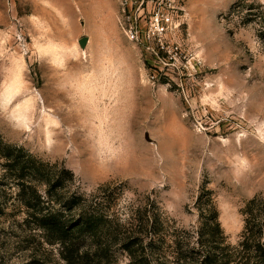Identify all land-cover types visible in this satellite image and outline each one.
<instances>
[{"label":"rangeland","instance_id":"obj_1","mask_svg":"<svg viewBox=\"0 0 264 264\" xmlns=\"http://www.w3.org/2000/svg\"><path fill=\"white\" fill-rule=\"evenodd\" d=\"M122 106L126 119L108 131L105 115ZM10 150L48 168L51 205L96 193L120 228L143 233L133 254L101 245V264H144V245L157 246L154 264H177L210 191L236 244L242 208L264 194V0H0V152ZM6 162L0 155V264H68L64 255L98 247L50 244L24 223Z\"/></svg>","mask_w":264,"mask_h":264},{"label":"trees","instance_id":"obj_2","mask_svg":"<svg viewBox=\"0 0 264 264\" xmlns=\"http://www.w3.org/2000/svg\"><path fill=\"white\" fill-rule=\"evenodd\" d=\"M11 152H0V155L7 159L5 172L15 171L19 177L17 186L20 202L27 210L24 223L32 229L45 232L46 241L50 244L58 243L64 247L75 244L98 245L82 252L81 249L77 250V260L73 251L70 256L64 255L68 264H101L104 257H109L108 248L101 246L107 242H120L124 250L131 254L130 245L143 243V233L135 238L125 225L121 224L123 228H120L115 218L101 211L95 200L96 193L90 196L71 193L59 199L62 207L57 208L55 201L51 205L52 200L48 196L53 198L50 192L54 185H51L53 180L48 176V168L43 163L36 165L31 155H27V161H21L18 156L12 158ZM27 163H31L28 165L31 173L41 176V185L46 186L43 191L41 185L35 183L26 172ZM67 174L71 178L74 176L71 170H67ZM202 195L197 200L200 226L194 240L176 245L177 264H264V194L255 195L242 208L244 226L236 244L229 241L222 227L220 212L211 191L207 199H203ZM71 212H75V215L71 216ZM139 223L142 225L143 221ZM147 236L148 232H144V243ZM151 241L152 238V244ZM156 250V245H144V264H154L151 255Z\"/></svg>","mask_w":264,"mask_h":264},{"label":"bare ground","instance_id":"obj_3","mask_svg":"<svg viewBox=\"0 0 264 264\" xmlns=\"http://www.w3.org/2000/svg\"><path fill=\"white\" fill-rule=\"evenodd\" d=\"M99 52H100L99 50H95V51H92V54H94V56H95ZM103 59H105V57H103L102 60ZM102 60H99V62H101ZM89 64H92L91 61H89ZM85 66L86 67L84 69L89 70V67L87 65H85ZM61 78H62L61 75H58L56 77V82L60 81ZM143 103H144V115H146L150 112L151 108H154V103L150 97L145 98ZM120 105H123V103H120ZM82 106L80 104V108H78V110L80 112L84 113L85 110ZM155 110H156V112L159 111L157 106L155 107ZM126 114H127V112L124 110L123 106L120 107L119 109H116V110L112 108L111 111L109 113H107L104 117V120H103L104 128H106L108 131H111L110 128H113L114 122H118V123L124 122V120L126 119ZM78 116H80V113L77 115V117ZM59 130H60V128H59ZM60 136H62V134H57L55 132L54 135H52L54 140H52L51 137L49 138L50 141L52 140L51 145L53 146L55 151H62L66 148V141L67 140L60 139Z\"/></svg>","mask_w":264,"mask_h":264},{"label":"water","instance_id":"obj_4","mask_svg":"<svg viewBox=\"0 0 264 264\" xmlns=\"http://www.w3.org/2000/svg\"><path fill=\"white\" fill-rule=\"evenodd\" d=\"M88 41H89V38H88V36H84V37H82L81 39H80V44H81V46L82 47H86V45L88 44Z\"/></svg>","mask_w":264,"mask_h":264}]
</instances>
